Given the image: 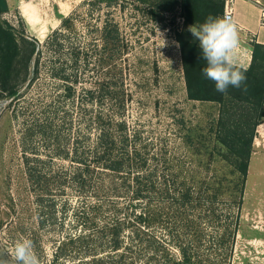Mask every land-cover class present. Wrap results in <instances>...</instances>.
Here are the masks:
<instances>
[{
    "label": "rangeland",
    "instance_id": "1",
    "mask_svg": "<svg viewBox=\"0 0 264 264\" xmlns=\"http://www.w3.org/2000/svg\"><path fill=\"white\" fill-rule=\"evenodd\" d=\"M57 1L46 0L41 6L45 25L41 36L40 25L31 27L14 9L1 15L13 25L17 38L21 32L35 37L41 53L38 75L22 82L19 96L0 95V255L17 239L28 238L42 264L89 259L79 255L82 245L67 243L64 254L57 258L54 250L69 235L89 233L90 226L82 222L86 213L89 221L94 218L93 224L111 219L110 196L115 198L116 206L112 207L121 217L133 219L147 206L167 214L165 220L157 219V214L154 219L159 222L152 226L143 227L140 222L137 236L130 232V226L125 227V247L105 248L95 254L110 252L112 263L164 264L160 257L150 259L156 241H168L167 247L178 257V246L169 240L177 237L184 243L192 242L194 264H264V119L261 129L255 128L239 205L221 193L183 211L205 221V217H213V221L220 218L218 225H182L181 217L185 216L180 208L171 200L161 202L154 194L149 199H135L130 192L104 194L103 188L110 183L108 176L97 187H92L91 180L81 185L78 177L73 178L81 170V177L87 179L84 164L75 157L88 159L99 114L102 119L116 115L126 123L127 133L133 135L131 143L138 148V159L145 161L137 164L142 168L138 180L143 183L165 170L170 183L196 184L208 179L203 177L222 174L227 167L221 161L207 163L196 152L201 151L196 136L205 138L212 133L208 127L218 114V105L186 97L180 51L174 39V31L182 26L177 7L159 12L154 19L147 3L138 0H63L68 5L65 12H59ZM65 17L68 20L63 24ZM105 24L118 28L112 50L102 49ZM53 30L57 33L47 40ZM103 56L107 62L101 68L98 58ZM57 69L68 81L51 74ZM100 82L103 93L95 92L91 100L86 89ZM188 136L194 137L192 143ZM154 169L157 172L148 175ZM191 174L197 176L192 178ZM116 177L119 184L131 178L125 182ZM127 203L131 205L125 207ZM163 220L169 223L167 227L160 223Z\"/></svg>",
    "mask_w": 264,
    "mask_h": 264
},
{
    "label": "trees",
    "instance_id": "2",
    "mask_svg": "<svg viewBox=\"0 0 264 264\" xmlns=\"http://www.w3.org/2000/svg\"><path fill=\"white\" fill-rule=\"evenodd\" d=\"M138 1L147 3L150 17L154 19L159 12L169 11L175 7L179 9L182 26L174 31V39L180 51L186 97L198 101H211L218 105V114L216 118L212 119L208 127L212 133L205 138L202 135L196 136L197 142L200 144L199 149L202 151L197 150L196 152L200 154V157L204 156L207 163L211 161L224 162L227 169L222 174H213L212 178L211 175L203 177L208 179L199 180L196 184H189L185 181H179L177 184L174 181L170 183L168 179L170 174L168 175L165 170H162L161 174L155 175L159 180L151 178L148 182L143 183L138 180L139 170L141 171L142 168H137V164L142 165V162L145 161H139L138 148L131 143L133 135L130 136L127 133L126 123L116 115H108L102 119V115L99 114L95 117L98 131L89 150L88 159L87 157L82 158L80 155L75 157L77 162L84 164L87 179L81 177L83 175L81 170L76 171L73 178L78 177L81 185L83 182L85 184L91 180L93 182L92 187H97L99 182L108 176V178L111 177L109 178L110 183L107 184L106 188H103L104 194L108 192L109 195L110 193L116 195L120 192L117 194L120 195L124 192H130L135 199H149L154 194L155 198L158 196L161 202L171 200L170 202L174 203L175 208H180L181 216H185L181 217L182 225L190 227H199L200 224L204 226L218 225L220 218H214L215 221H213V217H205L207 218L205 221L202 218L198 219L199 216L196 215L195 217L189 216L188 212L183 214V211L186 208L191 210L192 207L212 200L221 193H226L229 201H237L238 205L240 203L255 128L264 119V44L252 42L251 62L248 67H242L246 69L247 91L230 86L226 94L220 93L216 91L215 84L202 75L201 69L206 66V62L202 59L199 41L193 38L188 29L191 25L199 27L208 16L223 17L224 0ZM7 9L6 0H0V95L13 99L19 96L18 90L23 81L32 80L38 75L41 50L35 37L27 36L21 32L20 37L17 38L13 25L1 17ZM67 20L68 18H63V24ZM56 33V30H53L47 40ZM101 38L103 41L102 49L112 50L114 46L116 47L118 40L117 26L105 24L101 29ZM98 60L100 67L103 68L104 63L107 62V57L103 56ZM61 71V69H57L51 74L65 82L68 81V76L60 73ZM98 86L86 89V94L90 96L91 100L97 95L95 92H101L100 95H102L103 83L100 82ZM188 138L190 143L194 141V137L188 136ZM152 172H157V170L148 171V175H151ZM116 176L123 177L125 182L129 176L131 178L130 181H127L128 183L123 181L119 184ZM196 176L197 174L190 175L192 178ZM202 196L207 198L202 199ZM109 199L113 204L108 209L113 213V217L98 225V223L93 224L91 222L94 218H90L91 221H89L86 217L89 213H86L85 216H82L84 217L82 222L84 226H90L89 233L85 234L80 231V233H74L59 241L54 250L55 258L64 254L63 247L68 245L67 243H71L72 245L76 244V246L82 245V247L79 246L81 248L80 252L78 251L79 255L90 256L89 259L80 258L79 263L73 261L72 264H122L120 260L112 263L113 256L110 252L103 255L95 254L99 251H105V248L111 251L125 247L122 239L125 227L130 226V232H134L137 236L135 231L141 227L140 222H142L143 227L152 226L155 221L159 222L161 217L164 219L163 217L167 216L163 209L162 211L165 213L154 212V209L147 206L142 207L137 214L133 212V219L121 217L116 214V207H112L116 206L115 198L109 196ZM129 205L131 204L127 203L125 207ZM157 214L160 215L157 217L159 220H155ZM164 220L160 223L167 227L169 223L164 222ZM235 229L236 225L233 221V231ZM91 235L95 236L94 240ZM169 240L178 246L179 256L176 257L169 250L168 241L164 240L161 243L156 241V245H158L157 248L154 247L150 259L160 257L159 259L164 264H194L195 251L192 250V242L186 241L184 243L179 241L177 237ZM152 241L155 242L154 239ZM159 250L160 253H158Z\"/></svg>",
    "mask_w": 264,
    "mask_h": 264
},
{
    "label": "clouds",
    "instance_id": "3",
    "mask_svg": "<svg viewBox=\"0 0 264 264\" xmlns=\"http://www.w3.org/2000/svg\"><path fill=\"white\" fill-rule=\"evenodd\" d=\"M188 31L199 41L202 59L206 66L202 75L215 84L216 91L226 94L234 87L247 91L246 69L238 61L240 47L239 31L236 23L225 14L223 17L208 16L199 27L189 26ZM0 264H42L34 250L31 239L21 238L6 247L0 255Z\"/></svg>",
    "mask_w": 264,
    "mask_h": 264
},
{
    "label": "crops",
    "instance_id": "4",
    "mask_svg": "<svg viewBox=\"0 0 264 264\" xmlns=\"http://www.w3.org/2000/svg\"><path fill=\"white\" fill-rule=\"evenodd\" d=\"M30 1L6 0L7 11L14 9L31 27L40 25L38 34L41 36L45 25L42 23L40 13L41 6L46 0ZM56 4L59 7V12H65L68 9L67 3L63 0L57 1ZM230 6L232 20L236 23L239 31L238 61L243 68H246L252 58V42L264 44V23L262 22L264 0H232ZM261 123L257 125L256 130L261 129Z\"/></svg>",
    "mask_w": 264,
    "mask_h": 264
},
{
    "label": "built area",
    "instance_id": "5",
    "mask_svg": "<svg viewBox=\"0 0 264 264\" xmlns=\"http://www.w3.org/2000/svg\"><path fill=\"white\" fill-rule=\"evenodd\" d=\"M231 1L232 0H224V11L223 16L227 14L232 19V9H231ZM262 22L264 23V8L262 9Z\"/></svg>",
    "mask_w": 264,
    "mask_h": 264
}]
</instances>
